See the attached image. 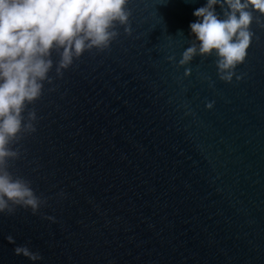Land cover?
I'll return each mask as SVG.
<instances>
[{
  "label": "water",
  "instance_id": "water-1",
  "mask_svg": "<svg viewBox=\"0 0 264 264\" xmlns=\"http://www.w3.org/2000/svg\"><path fill=\"white\" fill-rule=\"evenodd\" d=\"M206 4L129 0L131 35L117 24L62 76L52 52L8 169L46 204L0 214V264H264V27L239 82L219 80L215 54L180 67ZM25 245L42 259L15 255Z\"/></svg>",
  "mask_w": 264,
  "mask_h": 264
},
{
  "label": "clouds",
  "instance_id": "clouds-1",
  "mask_svg": "<svg viewBox=\"0 0 264 264\" xmlns=\"http://www.w3.org/2000/svg\"><path fill=\"white\" fill-rule=\"evenodd\" d=\"M129 0H0V214L13 215L17 207L31 209L35 215L46 201L36 196L29 181L13 177L9 161L20 158V150L10 145L19 143L23 134L36 131V113H22L42 95L44 82L51 83L48 73L53 68L52 52L59 55L57 76L72 66L85 51H104L120 33L117 24L131 35L126 10ZM219 5L223 18L214 6ZM264 0H207L193 13L198 19L190 24L195 36L182 54L179 66L188 65L196 56L215 54L217 76L231 84L243 77L235 69L246 59L254 33V22L264 27ZM175 62V57L168 58ZM185 77L191 75L186 69ZM209 86H213L209 82ZM214 102L206 107L212 109ZM53 220L52 217H47ZM9 243H15L11 236ZM17 256L33 262L42 259L26 245L14 249Z\"/></svg>",
  "mask_w": 264,
  "mask_h": 264
}]
</instances>
